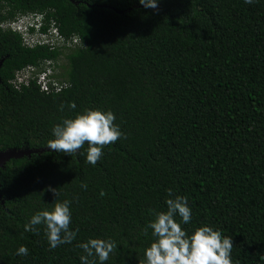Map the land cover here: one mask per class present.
<instances>
[{
    "label": "trees",
    "instance_id": "obj_1",
    "mask_svg": "<svg viewBox=\"0 0 264 264\" xmlns=\"http://www.w3.org/2000/svg\"><path fill=\"white\" fill-rule=\"evenodd\" d=\"M28 13L83 47L28 49L0 29V151L49 148L52 127L85 108L111 110L123 136L95 165L85 145L0 169V264H81L90 237L115 242L104 264H144L150 210L167 209L169 190L188 199L189 234L212 226L232 237L233 264H264V0H0V24ZM43 60L57 62L68 89L12 86ZM50 187L71 201L78 230L56 248L43 225L24 229L55 202Z\"/></svg>",
    "mask_w": 264,
    "mask_h": 264
},
{
    "label": "clouds",
    "instance_id": "obj_2",
    "mask_svg": "<svg viewBox=\"0 0 264 264\" xmlns=\"http://www.w3.org/2000/svg\"><path fill=\"white\" fill-rule=\"evenodd\" d=\"M139 2L145 7L157 6V0ZM245 3L251 4L253 0H245ZM68 107L75 109L76 105L72 102ZM115 119L111 110L85 108L82 112L64 117L61 122L56 123L51 129L53 139L47 145L66 154L76 153L87 145L86 160L95 165L103 155V147L115 143L123 136L120 126L114 122ZM81 186L87 187L85 184ZM49 191L55 194V202L51 203L50 209L36 211L24 225V229L36 232V226L43 225L49 247L56 248L76 239L78 230L70 228L71 201H57V189L50 187ZM165 203V211L150 210L154 218L149 221L147 228L152 230L155 240L144 250V264H233L232 237L222 236L219 229L209 225L196 227L189 234L182 227V224L189 223L192 218V209L187 197L176 195L173 198L169 190V198ZM78 247L83 249L84 253L79 257L81 264H97V260L99 264H104L116 244L110 239L90 237L87 241L79 243ZM28 252L26 246L20 245L16 255L24 256Z\"/></svg>",
    "mask_w": 264,
    "mask_h": 264
},
{
    "label": "built area",
    "instance_id": "obj_3",
    "mask_svg": "<svg viewBox=\"0 0 264 264\" xmlns=\"http://www.w3.org/2000/svg\"><path fill=\"white\" fill-rule=\"evenodd\" d=\"M46 28V29H45ZM0 29L12 31L21 36L23 46L28 49L48 47L62 53L82 48L83 40L78 34L69 38L62 35L59 24L54 20L46 23L45 13L20 14L14 19L0 24ZM56 62V61H55ZM54 60L39 61V65H28L16 72L11 81L16 90L29 87L33 82L46 94H59L70 87L69 83L58 78L61 70Z\"/></svg>",
    "mask_w": 264,
    "mask_h": 264
},
{
    "label": "water",
    "instance_id": "obj_4",
    "mask_svg": "<svg viewBox=\"0 0 264 264\" xmlns=\"http://www.w3.org/2000/svg\"><path fill=\"white\" fill-rule=\"evenodd\" d=\"M2 66V61H0V68ZM1 82V80H0ZM53 149L47 148L43 150H8V151H0V169L4 168L6 164L11 160H19L25 157L30 158L32 154H41L45 151H52Z\"/></svg>",
    "mask_w": 264,
    "mask_h": 264
}]
</instances>
